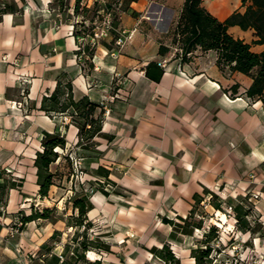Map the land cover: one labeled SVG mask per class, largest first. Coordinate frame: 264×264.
Instances as JSON below:
<instances>
[{"label":"crops","instance_id":"obj_1","mask_svg":"<svg viewBox=\"0 0 264 264\" xmlns=\"http://www.w3.org/2000/svg\"><path fill=\"white\" fill-rule=\"evenodd\" d=\"M122 2L114 30L85 62L77 59L75 36L81 21L94 18L99 6L92 0H84L87 10L76 13V0H0V167L37 193L33 157L43 133L59 132L69 145L76 130L59 114L41 109L42 98L58 82L64 92L70 81L74 100L88 97L109 107L101 134L83 148L90 153L83 163L109 169L136 201L127 208L135 219L127 215L121 223V243L132 249L125 262L110 264H155L160 259L151 257L149 249L163 243L170 245L179 264H194L190 249L195 233L175 232L161 218L186 217L195 193L222 185L232 194H259L254 205L264 219V96L248 98L244 92L252 79L220 70L214 50L198 47L181 61L172 31L184 0ZM201 4L219 20L244 10L240 0ZM121 31L128 39L118 47L113 40ZM228 31L248 43L255 38L252 29L237 25ZM161 44L167 47L163 54ZM263 48L251 46L256 52ZM161 61L164 67L158 65ZM150 62L162 69L158 81L145 74ZM116 79L120 85L115 91ZM235 83L238 92L231 96ZM16 192L10 188L11 197ZM46 237L25 245L37 248ZM87 258L94 259L92 252ZM101 259L97 264H108L106 256Z\"/></svg>","mask_w":264,"mask_h":264},{"label":"rangeland","instance_id":"obj_2","mask_svg":"<svg viewBox=\"0 0 264 264\" xmlns=\"http://www.w3.org/2000/svg\"><path fill=\"white\" fill-rule=\"evenodd\" d=\"M122 9L123 2L119 11H122ZM93 53L94 51H92V54L89 52V59H85V62L92 59ZM179 55H181L180 50ZM81 67H84L83 62ZM223 71L230 72L227 68H224ZM114 85L116 91L120 84L117 85L114 82ZM229 94L234 96L237 93L232 94L230 91ZM59 117L61 118L60 120L69 121L76 128L67 150L62 153L70 156L72 166L69 167L63 157L57 159L51 167V170L57 174L54 181L55 184L50 187L47 196L40 197L36 191L23 187L24 179L14 177L11 173H6L4 168L0 167V176L4 182V186L1 188V200L5 207L4 213L0 218V264H45L40 260V257H43L41 256L43 250L39 251V246L43 242L37 248L30 245L26 246L25 242L31 243L33 239H42L48 234L51 235L55 230H58L60 234L57 235L56 240L53 242V252L60 257L66 243L69 244V251H71L77 246L79 241L84 239L83 234H85L84 236H87L90 240H100L105 248L86 251L87 260L77 264H97L104 256L107 257L105 262L108 264L114 263L115 261L112 260L115 259L125 262L127 260L125 253L131 250L132 247L126 248L121 243L123 239L121 240L120 238L124 230L121 223L125 217L127 218V215L128 218L135 219V217L128 214L130 211H127L128 206L136 204V201L129 194L131 190L112 179L110 176L111 171L107 168L109 171L108 178L113 183H106L102 176L96 174V169L102 165L90 169L89 165L83 163L84 157L90 154L84 152L83 148L92 146L93 139L85 143L87 145L80 146L78 144V124L71 122L68 116L59 115ZM30 149L35 150L33 147ZM32 154L30 158L33 157ZM12 183L15 185H11ZM10 186H13L18 191L15 197L10 196ZM100 188H103L107 194H103ZM211 192L214 193V196L203 191L200 194L202 197L201 201L195 206L193 199L190 208L194 206L196 217L203 218V228L207 229L211 224L218 226L219 239L214 242V245L219 251L212 253V264H264V219L257 212L254 205V201L259 194L253 191L246 192L243 195L232 194L222 185L217 186ZM82 194H86L89 197L93 207L87 212L86 221L82 225L75 226L73 219H70L77 215V211L72 207V200ZM254 194H257V197H254ZM242 198L247 200V203H244L245 209L250 208L246 215L249 225L245 231L240 230L233 214L234 205L240 203ZM213 201L220 203L221 210L211 205ZM47 207L51 210L46 219L38 218L27 223L21 222L22 216L33 212H41L43 208ZM170 216V219L179 221L177 216ZM87 221L90 222V225H87ZM194 233L191 248L202 238L203 229L195 230ZM49 236L46 237L45 241ZM138 246L143 248L144 244L139 242ZM89 252H92L94 259L90 260L87 258ZM151 254L153 258L156 256L153 252ZM69 256H72V253H69ZM155 264H164V262L160 259Z\"/></svg>","mask_w":264,"mask_h":264},{"label":"trees","instance_id":"obj_3","mask_svg":"<svg viewBox=\"0 0 264 264\" xmlns=\"http://www.w3.org/2000/svg\"><path fill=\"white\" fill-rule=\"evenodd\" d=\"M243 11H234L226 19L219 20L214 17L205 7L202 0H184L181 12L173 28V41L178 42L181 49V61L188 60V54L192 53L196 48L202 51L214 50L217 54L216 63L220 70L227 68L230 72H240L252 79L251 84L246 88L244 94L251 99H262L264 96V48L260 52L251 49L252 44L264 45V0H240ZM110 6V3H108ZM4 6L2 11H6ZM84 0H76L75 13L86 11ZM113 22L116 25L117 13H114ZM237 25L243 30L252 29L254 39L251 43L245 42L243 39L235 38L229 33L230 26ZM115 34V33H114ZM116 36V34H115ZM167 51V47L163 44L159 46V53L163 54ZM92 54V51H90ZM150 68L153 70L151 71ZM154 72V73H153ZM145 74L151 79L158 81L162 74V69L156 63L150 62L146 66ZM60 82L53 93L42 98L41 109L51 115H65L70 118L71 122L78 124V133L80 146H85L94 136L101 134L103 122L102 104L93 102L88 97H82L74 100L71 91L70 81L64 84L65 91L60 92ZM238 83L233 84L229 89L232 94L238 92ZM65 93V96H63ZM78 120V121H77ZM41 149L35 154L33 165L36 168V183L38 185V195L45 197L48 195L50 187L55 184L56 172L51 170L52 165L57 159L63 157L69 167L72 161L68 154H62L67 150V140L63 134L59 132H44L40 139ZM96 174L102 176L106 183H113L109 178V171L99 166ZM11 185H15L12 183ZM4 182L0 183V201L1 188ZM13 186H10L13 188ZM103 194L107 192L100 188ZM214 196L211 191L205 190ZM201 195L195 193L193 195L195 206L201 201ZM233 207V214L237 220L240 230H247L249 225L246 215L250 208L245 209V198ZM211 205L220 209V203L213 201ZM72 207L77 211L74 215V225L79 226L86 221L87 212L92 209L93 204L86 194L76 196L72 200ZM50 208H43L41 212H33L22 216L21 222L27 223L38 218H47ZM179 221L162 217L164 223H168L173 230L185 235H191L195 230L203 229L202 238L198 240L194 247L190 249V256L194 259V264H212V253L218 252L219 249L214 245L219 239V230L216 224H211L208 228H203V218H197L195 207L189 209L186 217L177 216ZM90 225V222H86ZM60 232L55 230L49 238L39 246L41 253L40 260L45 264H77L85 262V252L90 249L105 248L100 240H90L87 236L77 243L71 251L69 244L66 243L61 252V257L53 252V242L56 240ZM75 239V238H74ZM157 257L163 260L164 264H179V259L175 256L168 243H163L160 248L153 247L150 250ZM72 253V256H69Z\"/></svg>","mask_w":264,"mask_h":264},{"label":"built area","instance_id":"obj_4","mask_svg":"<svg viewBox=\"0 0 264 264\" xmlns=\"http://www.w3.org/2000/svg\"><path fill=\"white\" fill-rule=\"evenodd\" d=\"M110 3V6L108 5ZM97 4L99 7L95 10L94 18L91 22L81 21L78 27L79 33L76 37V50H77V59L85 60L89 59V52L94 51L99 41L107 38L113 29V19L115 12H119L122 0H92V5ZM3 7V4H2ZM128 39V35L125 31H121L113 40L114 45L121 47ZM116 51L111 52V55L115 56ZM92 58V57H91ZM158 65L161 67L165 66V62H158ZM97 69V68H96ZM115 84L119 85L118 80L115 81ZM116 85V86H117ZM115 86V85H114ZM104 107V115L109 113V108H107L106 102H101ZM18 107H21L22 104L18 103ZM264 107V104H263ZM66 118V117H65ZM254 197H257V194H254ZM4 205L0 201V218L4 213Z\"/></svg>","mask_w":264,"mask_h":264}]
</instances>
